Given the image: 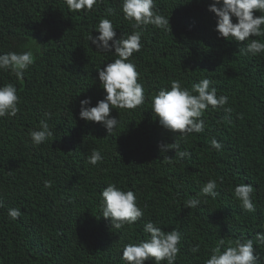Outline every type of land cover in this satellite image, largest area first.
<instances>
[{"label": "trees", "instance_id": "obj_1", "mask_svg": "<svg viewBox=\"0 0 264 264\" xmlns=\"http://www.w3.org/2000/svg\"><path fill=\"white\" fill-rule=\"evenodd\" d=\"M121 3L97 0L92 10L74 11L65 0H0V54L31 50L34 56L22 80L0 70V86L12 83L20 97L17 114L0 118V264H126L124 245L147 239L148 221L181 232L175 264H206L220 239L221 251L237 239H252L258 264H264V244L256 240L264 233V53L240 51L264 36L244 42L219 37L208 11L212 0H155L170 32L144 26L142 47L130 57L145 103L113 108L110 116L119 124L107 136L100 123L80 119V101L89 99L94 107L104 98L96 70L117 58L96 53L89 33L99 35L94 30L101 18L111 20L115 39L133 31ZM205 77L228 102L208 107L203 132L181 139L163 129L151 111L152 97L172 80L191 91ZM42 119L54 136L34 146L29 133ZM212 139L220 150L212 148ZM174 142L190 156L161 151L160 145ZM94 149L103 156L96 165L87 161ZM213 179L219 195H200ZM109 183L137 196L144 216L134 225L115 229L100 217L99 194ZM238 184L253 186L254 212L234 196ZM193 197L200 204L185 208ZM10 208H20L19 219L7 215Z\"/></svg>", "mask_w": 264, "mask_h": 264}, {"label": "clouds", "instance_id": "obj_2", "mask_svg": "<svg viewBox=\"0 0 264 264\" xmlns=\"http://www.w3.org/2000/svg\"><path fill=\"white\" fill-rule=\"evenodd\" d=\"M65 3L69 9L74 11L92 10L97 0H65ZM154 7L155 0H122L121 11L124 18L133 21L132 33L115 39L116 31L111 20L101 18L94 30L99 35L95 37L90 33L88 35V42L95 47L96 53L104 55L112 52L117 57L106 63L105 67H99L96 70L100 86L102 85L101 88L105 93L104 98L99 100L94 107L88 106L91 103L89 99L80 101V119L100 123L105 128L107 136L119 124L117 118L110 116L113 108L136 109L145 103L144 85L138 82L139 73L130 57L134 52H139L142 47L141 36L144 26L154 25L170 32L169 18L159 14ZM111 11L109 9V13ZM208 11L215 14V31L225 40L231 38L236 42H244L250 37L264 36V0H212ZM257 11L261 14L254 16V12ZM233 18L236 20L235 23H233ZM32 41L38 45L34 40ZM240 51L245 55L264 53V42L253 39L241 47ZM33 63L34 56L31 50L19 54L16 52L0 54V70H10L20 80ZM211 84L212 81L205 77L195 83L191 91L183 87L180 80H172L170 88H161L151 99V111L158 118L159 125L174 134L179 133L181 139H184L186 134L203 132L205 128L204 120L201 119L203 113L209 106L222 107L228 102L227 96H217V89L210 88ZM19 101L17 88L12 83L0 86V118L15 116L19 111ZM29 136L33 145L38 146L53 137L54 131L48 122L42 119L38 130L30 131ZM210 144L216 150L222 148L216 139H212ZM160 149L162 152L174 150L175 155L180 159L190 156L188 151L180 150L178 142L160 145ZM164 159L169 164L173 162V158L165 157ZM102 160L101 152L95 149L87 157L88 163L92 165ZM50 186L51 182L45 181V187ZM217 187L216 180H209L202 187L200 195L215 198L219 195L216 191ZM253 191L251 184H238L234 188V196L249 212L255 211L252 201ZM99 195L101 198L100 217L109 220L111 228L121 229L125 225H134L139 218L144 216V209L138 205L137 196L131 190L124 191L116 184L109 183ZM199 204L200 199L193 197L185 202V208H196ZM144 207L146 208L147 205ZM7 215L17 220L22 213L20 208H10ZM143 230L150 234L147 239L124 245L122 259L126 261V264H145V261L150 259L154 261V264H161L163 261L167 264H175L180 252L178 245L182 239L181 232L176 229L169 232L162 231L152 221L146 222ZM256 240L264 244V233H257ZM223 245L224 239H220L217 246L211 249L206 264H258L259 258L254 254L252 239H237L234 241V246L221 251ZM199 250V245L191 249L194 253Z\"/></svg>", "mask_w": 264, "mask_h": 264}]
</instances>
